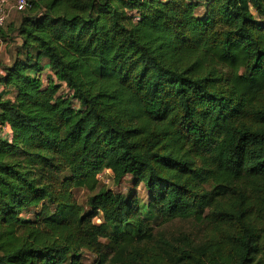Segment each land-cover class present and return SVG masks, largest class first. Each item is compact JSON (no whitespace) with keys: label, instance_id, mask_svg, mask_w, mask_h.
Masks as SVG:
<instances>
[{"label":"trees","instance_id":"obj_1","mask_svg":"<svg viewBox=\"0 0 264 264\" xmlns=\"http://www.w3.org/2000/svg\"><path fill=\"white\" fill-rule=\"evenodd\" d=\"M15 30L0 264H264V0H30Z\"/></svg>","mask_w":264,"mask_h":264},{"label":"rangeland","instance_id":"obj_2","mask_svg":"<svg viewBox=\"0 0 264 264\" xmlns=\"http://www.w3.org/2000/svg\"><path fill=\"white\" fill-rule=\"evenodd\" d=\"M200 13H202V10H200ZM22 16V12H17V11H13L11 14V17L8 21L9 23H12L13 27L11 29L10 32V36L8 38V40H6L4 42V47L3 49L0 51V70L2 68H4V66L7 64V62L5 61L4 57L6 55H9V57H13L15 56V53L17 52V46L15 47V45L18 44V36L15 33V28L18 25V21ZM14 29V30H13ZM8 65V64H7ZM1 72V71H0ZM48 77V75H47ZM100 186L101 187H105L107 189H112L116 192H129V191H133L134 189H136L135 184H134V180L131 177H127L123 180V182L121 184H117L115 182L114 179V174L112 172H104L100 175ZM136 191L139 193L140 197L144 200H147L148 197V191L147 189L144 187V185H141L139 187H137ZM90 192H88L86 189H76L75 190V194L77 196V199L79 201L80 204L85 205L86 201H87V196L89 195ZM34 210H32L30 213H33ZM170 229L175 233V234H179L180 232H184V231H190L191 229H193L194 231L198 232L197 229L192 228V223L191 222H173L171 224ZM199 233V232H198ZM87 263H90L91 261H93V256L91 254H87Z\"/></svg>","mask_w":264,"mask_h":264},{"label":"built area","instance_id":"obj_3","mask_svg":"<svg viewBox=\"0 0 264 264\" xmlns=\"http://www.w3.org/2000/svg\"><path fill=\"white\" fill-rule=\"evenodd\" d=\"M30 7V0H0V27L8 24L13 11L25 12ZM4 47V40L0 36V51Z\"/></svg>","mask_w":264,"mask_h":264},{"label":"crops","instance_id":"obj_4","mask_svg":"<svg viewBox=\"0 0 264 264\" xmlns=\"http://www.w3.org/2000/svg\"><path fill=\"white\" fill-rule=\"evenodd\" d=\"M18 41H19L18 44H20L21 43V38L20 37H18ZM4 59H5V61L7 62L8 65L12 62V58L9 57V55H6L4 57ZM0 62H1V59H0ZM45 71H46L48 77L50 78V80H55L56 75L50 69L49 66L46 67ZM15 95H16V91L13 89L12 86H7V85H5V84L0 82V97H3L4 99H14ZM0 133H2L5 138L10 139L11 138V134H12L11 127L10 126L3 127V131L0 132Z\"/></svg>","mask_w":264,"mask_h":264}]
</instances>
